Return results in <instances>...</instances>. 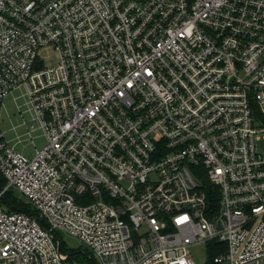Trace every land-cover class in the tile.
<instances>
[{
    "label": "built area",
    "instance_id": "obj_1",
    "mask_svg": "<svg viewBox=\"0 0 264 264\" xmlns=\"http://www.w3.org/2000/svg\"><path fill=\"white\" fill-rule=\"evenodd\" d=\"M261 144L264 0H0V172L37 211L0 207V264H77L58 232L100 264H264Z\"/></svg>",
    "mask_w": 264,
    "mask_h": 264
},
{
    "label": "rangeland",
    "instance_id": "obj_2",
    "mask_svg": "<svg viewBox=\"0 0 264 264\" xmlns=\"http://www.w3.org/2000/svg\"><path fill=\"white\" fill-rule=\"evenodd\" d=\"M51 56L53 61L57 60V54L51 53ZM23 94L24 90H15L5 99L1 115V128L6 139L18 151L32 159L36 156L37 151L46 146L47 139L35 113L26 104L27 98H24ZM260 147L264 148V144H261ZM14 192L19 198L23 199L18 191ZM23 200L25 201V199ZM2 210L8 211V208L2 206ZM56 239L60 240L63 250H67L66 253L71 255L72 260L77 264H100L92 250L83 246L77 238L58 232L56 233ZM190 250L197 264L210 263L204 245L192 246Z\"/></svg>",
    "mask_w": 264,
    "mask_h": 264
},
{
    "label": "trees",
    "instance_id": "obj_3",
    "mask_svg": "<svg viewBox=\"0 0 264 264\" xmlns=\"http://www.w3.org/2000/svg\"><path fill=\"white\" fill-rule=\"evenodd\" d=\"M7 187V180L4 178L2 173L0 172V207L5 206L8 208L10 212H26L33 217H37V211L30 205L29 203L25 202L23 199L19 198L15 194L14 189H8L5 191ZM216 197L211 198L210 202H212L213 206L216 203ZM209 253H210V262L218 255L217 252L214 251L215 245L209 244Z\"/></svg>",
    "mask_w": 264,
    "mask_h": 264
},
{
    "label": "crops",
    "instance_id": "obj_4",
    "mask_svg": "<svg viewBox=\"0 0 264 264\" xmlns=\"http://www.w3.org/2000/svg\"><path fill=\"white\" fill-rule=\"evenodd\" d=\"M12 145V144H11ZM14 146V145H13ZM15 147V146H14ZM17 150V149H16ZM18 151V150H17ZM20 152V151H19ZM22 153V152H21Z\"/></svg>",
    "mask_w": 264,
    "mask_h": 264
}]
</instances>
